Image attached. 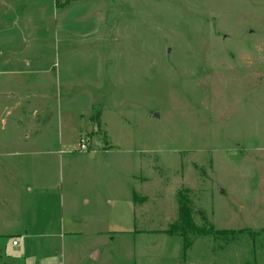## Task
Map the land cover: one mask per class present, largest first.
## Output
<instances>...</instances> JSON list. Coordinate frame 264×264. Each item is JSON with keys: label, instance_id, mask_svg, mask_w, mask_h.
<instances>
[{"label": "rangeland", "instance_id": "rangeland-1", "mask_svg": "<svg viewBox=\"0 0 264 264\" xmlns=\"http://www.w3.org/2000/svg\"><path fill=\"white\" fill-rule=\"evenodd\" d=\"M0 264H264V0H0Z\"/></svg>", "mask_w": 264, "mask_h": 264}, {"label": "trees", "instance_id": "trees-1", "mask_svg": "<svg viewBox=\"0 0 264 264\" xmlns=\"http://www.w3.org/2000/svg\"><path fill=\"white\" fill-rule=\"evenodd\" d=\"M186 188H182V190H178L175 194L176 203H177V218L170 224L172 231L192 233L194 236L206 235V234H222L228 233L232 231L225 230H215L211 226L207 227L205 224L202 226L196 225L192 216V208L190 206V199L187 194H183V192H187ZM144 199V198H143ZM135 203H142V198L139 199L138 196L134 195ZM183 246L189 247L190 241L183 242Z\"/></svg>", "mask_w": 264, "mask_h": 264}, {"label": "crops", "instance_id": "crops-1", "mask_svg": "<svg viewBox=\"0 0 264 264\" xmlns=\"http://www.w3.org/2000/svg\"><path fill=\"white\" fill-rule=\"evenodd\" d=\"M101 144L99 143V146H100ZM43 223H45V222H43ZM45 228H43L42 230H41V234L43 235V236H48L51 232H49L47 229L46 230H44ZM137 230L136 229H134L133 230V232H136ZM47 238V240L49 239L48 237H46ZM12 243H13V240H12ZM14 245H16V243L14 244ZM100 257H101V251L99 250V248H97V249H94V250H92V251H90V253H89V258H90V260H92V261H97V260H99L100 259Z\"/></svg>", "mask_w": 264, "mask_h": 264}, {"label": "built area", "instance_id": "built-area-1", "mask_svg": "<svg viewBox=\"0 0 264 264\" xmlns=\"http://www.w3.org/2000/svg\"><path fill=\"white\" fill-rule=\"evenodd\" d=\"M80 148L84 150L86 147H85V145H84L83 143H81V144H80ZM15 243H16V241L13 240V244H15Z\"/></svg>", "mask_w": 264, "mask_h": 264}]
</instances>
